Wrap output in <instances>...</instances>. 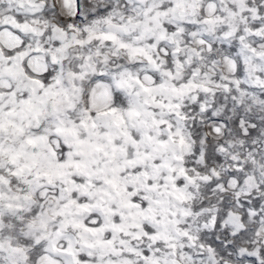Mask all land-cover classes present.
I'll list each match as a JSON object with an SVG mask.
<instances>
[{"label":"snow or ice","instance_id":"1","mask_svg":"<svg viewBox=\"0 0 264 264\" xmlns=\"http://www.w3.org/2000/svg\"><path fill=\"white\" fill-rule=\"evenodd\" d=\"M0 264H264V0H0Z\"/></svg>","mask_w":264,"mask_h":264}]
</instances>
